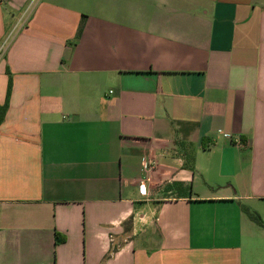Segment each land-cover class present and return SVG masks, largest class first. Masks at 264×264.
Returning <instances> with one entry per match:
<instances>
[{
  "label": "crops",
  "instance_id": "crops-1",
  "mask_svg": "<svg viewBox=\"0 0 264 264\" xmlns=\"http://www.w3.org/2000/svg\"><path fill=\"white\" fill-rule=\"evenodd\" d=\"M6 101L0 264H264V0H0Z\"/></svg>",
  "mask_w": 264,
  "mask_h": 264
},
{
  "label": "trees",
  "instance_id": "trees-1",
  "mask_svg": "<svg viewBox=\"0 0 264 264\" xmlns=\"http://www.w3.org/2000/svg\"><path fill=\"white\" fill-rule=\"evenodd\" d=\"M82 27H83V22L81 21L80 24H79V27H78V33H80V31L82 30ZM7 74H8V70H7ZM9 91H10V81L8 83V90H7V98L9 96ZM7 100V99H6ZM6 107H7V101L3 104V105H0V123L2 122L3 120V117H4V113L6 111ZM255 221H257V218L254 217L253 218Z\"/></svg>",
  "mask_w": 264,
  "mask_h": 264
},
{
  "label": "built area",
  "instance_id": "built-area-1",
  "mask_svg": "<svg viewBox=\"0 0 264 264\" xmlns=\"http://www.w3.org/2000/svg\"><path fill=\"white\" fill-rule=\"evenodd\" d=\"M145 167H146L147 170H149L150 167H151V164L150 163H145ZM138 188H139V193L142 194V193L145 192V184L144 183L139 184Z\"/></svg>",
  "mask_w": 264,
  "mask_h": 264
},
{
  "label": "rangeland",
  "instance_id": "rangeland-1",
  "mask_svg": "<svg viewBox=\"0 0 264 264\" xmlns=\"http://www.w3.org/2000/svg\"><path fill=\"white\" fill-rule=\"evenodd\" d=\"M22 18V17H21ZM21 18H20V21H19V23L21 22ZM19 25V24H18Z\"/></svg>",
  "mask_w": 264,
  "mask_h": 264
}]
</instances>
